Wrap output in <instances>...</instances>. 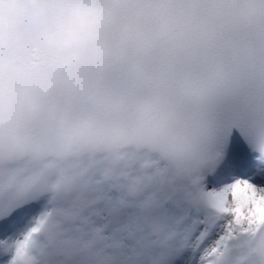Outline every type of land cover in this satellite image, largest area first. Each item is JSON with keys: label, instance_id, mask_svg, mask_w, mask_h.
<instances>
[{"label": "snow or ice", "instance_id": "1", "mask_svg": "<svg viewBox=\"0 0 264 264\" xmlns=\"http://www.w3.org/2000/svg\"><path fill=\"white\" fill-rule=\"evenodd\" d=\"M34 15L48 74L0 60V122L78 155L0 153V264H264V0Z\"/></svg>", "mask_w": 264, "mask_h": 264}, {"label": "bare ground", "instance_id": "2", "mask_svg": "<svg viewBox=\"0 0 264 264\" xmlns=\"http://www.w3.org/2000/svg\"><path fill=\"white\" fill-rule=\"evenodd\" d=\"M36 154H32L28 156V159H26V161L32 162V163H44V158L46 157H40V156H35ZM75 157H71V158H60V157H56V159L58 160V162L60 164H64L69 160H73L75 159Z\"/></svg>", "mask_w": 264, "mask_h": 264}]
</instances>
